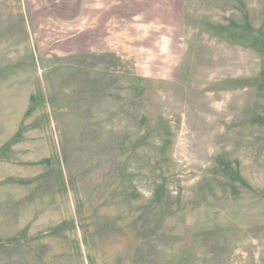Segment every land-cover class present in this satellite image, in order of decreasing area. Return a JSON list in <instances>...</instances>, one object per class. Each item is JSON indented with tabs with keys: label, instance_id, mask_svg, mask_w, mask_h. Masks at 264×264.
Here are the masks:
<instances>
[{
	"label": "rangeland",
	"instance_id": "rangeland-1",
	"mask_svg": "<svg viewBox=\"0 0 264 264\" xmlns=\"http://www.w3.org/2000/svg\"><path fill=\"white\" fill-rule=\"evenodd\" d=\"M0 264H264V0H0Z\"/></svg>",
	"mask_w": 264,
	"mask_h": 264
}]
</instances>
